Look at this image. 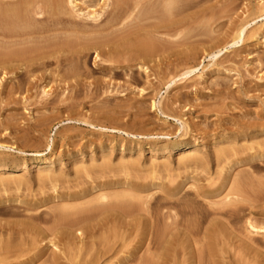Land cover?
I'll return each instance as SVG.
<instances>
[{
	"label": "rangeland",
	"instance_id": "374dc122",
	"mask_svg": "<svg viewBox=\"0 0 264 264\" xmlns=\"http://www.w3.org/2000/svg\"><path fill=\"white\" fill-rule=\"evenodd\" d=\"M61 1L65 28L55 30L44 14L35 21L45 37L37 45L51 52L44 59L50 64L30 75L29 91L15 101L0 84V178L25 182L8 192L40 200L35 209L43 229L54 225V207L76 202L80 192L89 194L78 203L102 189H131L148 210L175 200L179 218L218 235L184 241L195 263L264 264V229L250 232L246 224L251 216L264 227V0H177L170 13L165 0H142L127 21L115 23L101 18L118 0ZM92 10L101 18L91 17ZM166 20L177 23L174 32L162 27ZM75 23L90 31H73ZM241 25L243 39L231 45ZM88 39L100 44L72 54ZM141 40L154 45L137 51L131 45ZM184 154L198 161L184 163ZM48 168L55 187L37 181ZM22 209H1L0 220ZM128 220L146 223L137 212ZM69 231L85 237L76 227ZM87 239L96 246L97 236ZM180 240L153 241L156 264H166L164 247ZM30 241L29 253L0 264H89L85 258L95 257V248L76 252L56 236L35 233Z\"/></svg>",
	"mask_w": 264,
	"mask_h": 264
},
{
	"label": "bare ground",
	"instance_id": "6f19581e",
	"mask_svg": "<svg viewBox=\"0 0 264 264\" xmlns=\"http://www.w3.org/2000/svg\"><path fill=\"white\" fill-rule=\"evenodd\" d=\"M70 1L75 6L77 5V0ZM123 1L118 0L112 3V8L102 18L96 10L90 11L89 14L95 19L104 20L108 18V23L119 22L123 18L127 21L130 12L139 8L142 0H136L131 6H124ZM165 1L167 4L166 11L172 12L177 0ZM104 5H109V2L105 0ZM42 14L48 15L46 17L51 20L50 25L55 30L65 28L63 26L65 20L61 16L64 14L61 0H0V84L2 91L13 101L17 99L15 96L17 93L29 91V86H25L24 82H30V75L38 68L50 64L44 59L49 57L51 52L37 45L38 40L41 41L45 38L42 34L37 35L38 30L42 31L35 24L36 20L42 18ZM75 25L71 28L75 32L86 33L90 31L86 26L78 27L76 23ZM99 25L100 22L95 23L94 27ZM161 25L170 32H174L178 26L176 22L167 20ZM245 28L244 25L239 27L231 45H236L242 41ZM124 38L130 40L129 35ZM88 40V42L93 43H82L78 48L71 50L72 54H80L82 51L91 47H98L100 44L94 39ZM153 45L152 40H141L131 46L135 47L137 51L147 52ZM61 61L62 59L59 57L57 64ZM51 90L52 87L49 84L43 86V93H49ZM153 104L155 105V101ZM184 155V163L198 161L197 159L191 160L192 154ZM13 169H18V167L15 166ZM13 179L10 177L0 178V210H11L21 206L23 209L20 211L13 210L12 216L14 218L12 219L0 220V262L11 257H19L22 253H29L32 249V240L30 241V239H33L35 233H42L44 236H56L59 240L66 239L69 246L74 248L76 252L81 251L83 246L88 252L95 248L94 260L85 258V262L88 261L89 264H106L107 259L115 257L119 258V264H156L159 255L156 252L157 249L155 248L156 251L152 250L150 244L159 238L169 240L170 237L175 238L177 236V238L181 237L180 244L178 241H171V243L167 241L169 244L164 247V251L161 253L166 258V264H171L170 262L176 264L175 259L179 257V253L182 251L184 252L183 258L179 264H200V261L195 263L191 258L188 246L183 244L184 241L186 239L190 241L195 235H200L203 240L209 236H218L208 232L207 226L203 231H196L194 228L197 222L193 218H179L180 210L175 213L172 212V208L178 206L175 200L151 206L152 210L141 208L139 204V200L142 199L141 195L134 193L131 189L123 191L102 189L98 194L88 197L85 202L78 203L81 198L89 194L80 192L73 197L76 202L69 203L67 201L60 206H55L51 214L54 225L51 228L43 229L38 222L41 219V214H38L37 211L39 210L36 211L40 200L25 201L19 196L11 195L8 192L10 185L19 189L22 184H25L22 182L24 181L23 178ZM56 180L57 177L52 169L38 171L37 181L39 183L49 182L55 187L54 182ZM20 203L24 204L21 205ZM136 212L142 217L145 216V224L137 226L132 223V220H128V217L133 216ZM211 213L217 215L221 212L219 209H214ZM98 217L100 218L95 221ZM90 221L93 224H88ZM158 221H162L164 225L159 227ZM246 224L250 232L264 229L251 216L246 220ZM72 227H76L79 235L85 234V237H76V235L70 234L69 229ZM97 232L100 235H97ZM95 236L98 237L96 246L87 245L89 240L87 238L93 241ZM53 244L55 243L53 242ZM30 261L31 259L10 264H24ZM45 262L46 260L43 263Z\"/></svg>",
	"mask_w": 264,
	"mask_h": 264
}]
</instances>
